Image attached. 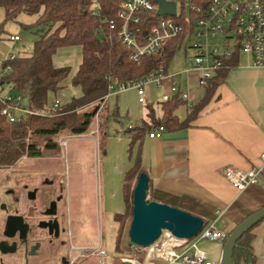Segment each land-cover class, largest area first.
<instances>
[{"label": "crops", "instance_id": "obj_1", "mask_svg": "<svg viewBox=\"0 0 264 264\" xmlns=\"http://www.w3.org/2000/svg\"><path fill=\"white\" fill-rule=\"evenodd\" d=\"M4 19L5 12L0 7V76L9 56L20 55L15 50L21 42L17 34L8 32ZM11 36H18L19 41L11 42ZM180 50L184 52L183 67L171 70L172 59L164 62L161 57V60L167 65L168 73L177 75L176 81L188 95L187 102L174 111L177 121L183 122L188 107L201 101L205 88L199 86V72L188 63L184 49L181 47ZM58 54L65 55L66 59L58 61ZM231 60L234 66L196 118L185 128H165L159 139L148 138L147 132L131 146L127 132L145 123V106L148 104L153 106L155 118L161 120L162 90L153 85L146 86L143 102L133 89L106 98L107 118L100 128L101 139H96L100 131L95 127L99 119L96 116L95 125L91 124L89 128L95 134L88 141L97 158L93 179L97 185L98 204L94 207L100 239L104 240L103 232L109 228H113L116 237L118 224L114 222V216L125 211L124 178L136 162L149 179L147 199L200 217L206 225L214 224L228 235L245 217L264 206V169L258 184L241 192L220 174V170L226 167L257 168L260 166L259 157L264 153V67H253L247 56L238 53ZM80 61L79 46L60 48L52 57L53 67H67L70 71L60 89L48 95L49 107L55 100L63 105L81 96L80 87L71 86ZM110 97H115L111 117L107 105ZM71 210L69 204L70 220L75 217ZM251 235L255 264H264V220L253 228ZM221 251L219 248L218 261ZM105 257L106 252L101 258ZM218 261L211 262L217 264Z\"/></svg>", "mask_w": 264, "mask_h": 264}, {"label": "trees", "instance_id": "obj_2", "mask_svg": "<svg viewBox=\"0 0 264 264\" xmlns=\"http://www.w3.org/2000/svg\"><path fill=\"white\" fill-rule=\"evenodd\" d=\"M122 0H0V7L5 12L4 22L14 21L18 15L36 16L33 24L21 26L34 29L37 37L30 54H20L7 59L3 64L0 84L11 85L15 94L22 98V105L33 112L19 122L9 123L0 115V167L14 165L22 157L39 159L56 156L59 146L54 138L62 134L80 136L86 134L105 102L110 84L138 81L156 69L158 61L144 57L139 63L129 59V50L120 44L115 32L108 28V21L114 19ZM96 5L98 15L92 16L91 10ZM139 29L145 35L153 26L157 17L140 14ZM184 43V35L170 39L162 52V60L168 62ZM79 46L81 61L71 80V86L80 87L81 96L60 105L52 115L48 114V95L56 93L60 84L69 75V68H55L52 57L57 50ZM229 60L207 82L205 95L189 112L183 122H178L174 111L184 101L178 96L162 102V118H155L153 106H145V123L127 134L134 142L156 127L185 128L205 103L208 102L216 87L224 82L227 72L232 68ZM9 67V71L5 68ZM28 100L27 106L24 100ZM2 105L0 104V109ZM34 138L42 139L39 146ZM143 173L138 163L126 173L123 182L125 211L114 216L118 224L115 237V253L119 254L121 237L127 221L132 217L133 181ZM205 223V222H204ZM130 224V223H129ZM206 225V223H205ZM246 232L237 242L232 254L233 264H255V255L251 241L253 236ZM128 232V229H126ZM193 240V239H191Z\"/></svg>", "mask_w": 264, "mask_h": 264}, {"label": "built area", "instance_id": "obj_3", "mask_svg": "<svg viewBox=\"0 0 264 264\" xmlns=\"http://www.w3.org/2000/svg\"><path fill=\"white\" fill-rule=\"evenodd\" d=\"M96 3V0H90ZM175 3V16H156L155 0H122L114 19L108 21V28L115 32L122 46L129 50V59L139 63L144 57L158 61L156 69L138 81L110 84L108 94L121 93L128 89L136 91L139 101H144L145 87L153 85L162 90L161 101L167 102L178 96L187 102L188 95L181 90L176 81V74L168 73L166 64L161 60L162 52L170 39L184 35L182 48L187 54V61L198 72V84L205 87L214 74L222 69L234 54L249 58L253 67H264V0H165ZM179 5V6H178ZM140 14L154 15L156 23L145 35L138 28ZM91 15H98L96 5ZM219 37L221 43L213 42ZM11 42L19 41L18 36H11ZM10 55L9 59H13ZM10 68L6 67L5 71ZM186 71V70H185ZM0 115L9 123L19 122L34 113L24 108L22 98L15 94L11 85L0 84ZM61 103L55 100L49 107L52 115ZM164 132L162 126L150 131V139H159ZM90 134H95L91 131ZM260 166L247 170L226 167L220 174L239 192L258 184L264 169V153L259 157ZM228 234L218 230L214 224L205 225L193 240H177L169 233H163L157 241L159 253L151 257L160 264H213L208 254L198 247L200 240L224 243ZM105 256L103 250L99 251ZM0 264L2 261L0 259ZM218 264V263H217Z\"/></svg>", "mask_w": 264, "mask_h": 264}, {"label": "rangeland", "instance_id": "obj_4", "mask_svg": "<svg viewBox=\"0 0 264 264\" xmlns=\"http://www.w3.org/2000/svg\"><path fill=\"white\" fill-rule=\"evenodd\" d=\"M179 6V5H178ZM36 16H28L20 14L14 21L7 22V30L10 33L17 34L21 38L18 50L15 53L19 54H30L33 50V44L36 40L34 29H25L21 24L30 25L36 20ZM213 42L221 43V39L216 37ZM183 50L178 51L171 60V70L183 67L182 57ZM58 61H64L65 55L58 54ZM192 55L191 51L187 52V56ZM73 64L75 61H72ZM180 66V67H179ZM105 103V102H104ZM101 105L99 117L96 125L95 119L92 124L95 127H99V134L96 139H101V127L106 120L105 116V104ZM108 115L111 117V113L115 108V97H110L108 100ZM183 108V107H181ZM90 130V129H89ZM80 136H67L60 135L54 138V141L58 143L59 153L56 156L39 158V159H28L22 157L14 165L13 169L20 171L30 172L31 174H40V178L46 176V171L53 169L54 171H60L65 182V197L67 198V207L71 206V211L74 214V219L71 220V243L67 242V249L72 244L74 247L84 248L85 253L91 254L94 248L97 247L98 237L100 235V229L98 228V220L95 217V207L98 204V190L97 185L93 179V171L96 163V154L93 150V145L88 142L90 141V131ZM34 142L39 146L43 145V140L34 138ZM1 183V182H0ZM14 182L11 180L3 186L0 192V202L3 201L2 191L5 187H14ZM13 189V188H11ZM19 192H23L19 189ZM148 201H150L148 199ZM95 206V207H94ZM86 209H85V208ZM89 208V209H88ZM71 212V214H72ZM72 214V215H73ZM71 215V216H72ZM129 221L126 222L124 227V233L121 237L120 252L115 253V236L114 230L107 229L104 231V240L102 249L106 252V257L103 259L104 264H120L122 261H130L132 264H144L146 262L150 264H160V261L154 259L152 256L154 249L148 248H133L128 244V235L126 229L129 227ZM69 231V232H70ZM117 234V231H116ZM103 234H101L102 236ZM196 238V237H195ZM192 238V239H195ZM223 244L210 242L206 240H200L198 247L206 250L208 257L211 261L217 262V253L219 248H222ZM202 250V249H201ZM70 249L67 251V257L69 258ZM94 256L89 258L79 259L76 264H95ZM2 264H14L13 261L8 259L6 256L0 254ZM42 264V263H40Z\"/></svg>", "mask_w": 264, "mask_h": 264}, {"label": "flooded vegetation", "instance_id": "obj_5", "mask_svg": "<svg viewBox=\"0 0 264 264\" xmlns=\"http://www.w3.org/2000/svg\"><path fill=\"white\" fill-rule=\"evenodd\" d=\"M11 180L15 186L5 187L0 202V243L5 251L1 255L14 264H76L90 256L95 264H104L99 254L103 245L100 237L91 254L71 244L67 257L71 220L60 171L51 169L40 178V174L13 169V165L0 167V192ZM13 217L22 221H14L6 231L7 220Z\"/></svg>", "mask_w": 264, "mask_h": 264}, {"label": "water", "instance_id": "obj_6", "mask_svg": "<svg viewBox=\"0 0 264 264\" xmlns=\"http://www.w3.org/2000/svg\"><path fill=\"white\" fill-rule=\"evenodd\" d=\"M156 16H175V3L172 1L155 0ZM28 100H24L27 106ZM149 179L145 173H140L132 193V217L128 227V244L133 248H149L154 245L164 232L177 240H191L198 236L205 223L200 217L177 209L164 203L148 201ZM264 220V206L245 217L233 229L222 246L218 264H233L232 254L236 242L248 231ZM14 221H22L19 217L9 218L5 230ZM10 225V226H9ZM5 231V233H6ZM0 243V253L5 254ZM120 264H132L122 261Z\"/></svg>", "mask_w": 264, "mask_h": 264}, {"label": "bare ground", "instance_id": "obj_7", "mask_svg": "<svg viewBox=\"0 0 264 264\" xmlns=\"http://www.w3.org/2000/svg\"><path fill=\"white\" fill-rule=\"evenodd\" d=\"M164 233H167V232H164ZM157 246H158V245H157V242H156L154 245L150 246L148 249L152 250V249L156 248ZM159 251H160V248H157L156 251H153V253H154V252H155V253H159ZM144 264H150V263L146 262V263H144Z\"/></svg>", "mask_w": 264, "mask_h": 264}]
</instances>
